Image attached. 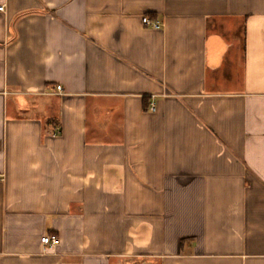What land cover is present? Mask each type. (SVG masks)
<instances>
[{
  "label": "crops",
  "instance_id": "0c3cea01",
  "mask_svg": "<svg viewBox=\"0 0 264 264\" xmlns=\"http://www.w3.org/2000/svg\"><path fill=\"white\" fill-rule=\"evenodd\" d=\"M0 5V264H264V0Z\"/></svg>",
  "mask_w": 264,
  "mask_h": 264
},
{
  "label": "built area",
  "instance_id": "2783aa9c",
  "mask_svg": "<svg viewBox=\"0 0 264 264\" xmlns=\"http://www.w3.org/2000/svg\"><path fill=\"white\" fill-rule=\"evenodd\" d=\"M4 11H5V6L0 5V12H4ZM142 22L144 25L151 26L154 29H160L162 27V24L160 21L158 20L151 21L148 17H144ZM57 91L59 94L62 93L61 86H57ZM152 109L154 110V108ZM41 243L45 247L54 248L60 244V240L55 235H46L41 238Z\"/></svg>",
  "mask_w": 264,
  "mask_h": 264
}]
</instances>
